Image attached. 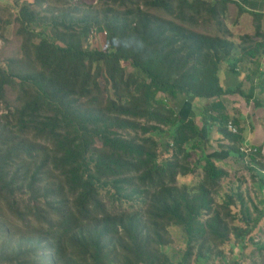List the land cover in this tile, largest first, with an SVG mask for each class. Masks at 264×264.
<instances>
[{"label":"trees","instance_id":"16d2710c","mask_svg":"<svg viewBox=\"0 0 264 264\" xmlns=\"http://www.w3.org/2000/svg\"><path fill=\"white\" fill-rule=\"evenodd\" d=\"M56 1H20L17 33L23 38L22 56L10 59L15 68L0 66V104H5L0 113V264H48L47 259L50 264H171L161 250L170 243V225L184 229L187 259L193 243L205 240L207 233L225 243L231 227L213 192L229 172L205 158V178L195 191L178 184L179 176L195 171L190 161L196 146L190 143L201 129L193 117L181 119L167 103L182 94L211 99L238 93L253 98L241 86L225 87L219 76L222 62L237 48L224 22L231 0H113L125 10L82 17L60 10L51 17L52 36L37 32L36 27L46 23L43 6ZM261 17L254 13L255 34L243 35L242 41L264 38ZM200 21H213L222 34L196 30ZM94 26L106 32L104 51L83 48L91 29H98ZM113 37L119 38V47L113 46ZM136 38L143 40L142 50L136 49ZM250 47L241 48L254 55L264 41ZM123 62L139 76L126 77ZM101 77L117 99L102 88ZM132 84H138L134 91ZM8 87L16 93L13 107L7 101ZM255 104L261 105L259 100ZM206 113L219 119L223 136L234 143L231 150L250 172H255L251 166L264 170L263 156L254 146L257 153L245 164L238 145L240 125L222 103L208 106ZM142 119L154 123L142 124ZM230 120L239 133L228 130ZM163 127L170 129L169 161L159 156L152 138ZM121 129L140 130L145 137L127 138ZM97 141L101 148L95 146ZM49 148L37 169L23 174L21 166ZM27 186L36 196L27 200L23 192L19 199L17 191ZM108 186L119 192L142 191L148 198L146 209L112 214L99 195V189ZM260 186L264 188V179ZM242 207L250 226V208L243 201ZM233 230L241 238L243 231ZM9 243L13 247H7Z\"/></svg>","mask_w":264,"mask_h":264},{"label":"rangeland","instance_id":"374dc122","mask_svg":"<svg viewBox=\"0 0 264 264\" xmlns=\"http://www.w3.org/2000/svg\"><path fill=\"white\" fill-rule=\"evenodd\" d=\"M33 2L34 0H32V3ZM21 4L22 3L19 0H0V66L9 67V65H11L15 68V65L10 59L22 56L23 38L17 33L19 28L17 16L19 14ZM48 7L51 11H47ZM60 10H71L76 14V16L82 17L83 15L97 16V13L109 12V10H111V13L109 14L113 15L114 13L122 12L125 9H119L113 0H58L56 2H52L49 6L47 4L43 6L41 16H43V20L46 23H41L40 26L33 25L34 27L37 26V32L46 31L50 36H52L50 32V30H52L51 17L53 14H58ZM52 11L54 12L52 13ZM151 13L158 14L164 18H168L169 16L164 11H151ZM229 15V18L225 19V21L226 26L231 27V24L229 25V23L234 20V12L232 11ZM94 27H97L98 29H91L89 37L83 40V48L88 50L104 51L107 49L106 32L105 30H100L101 28L98 26ZM194 28L198 31L209 33L211 35L222 34L221 30L213 21H200L194 25ZM230 32L231 34L228 35V37L234 39V42L237 44V48L234 51H238V47L255 46L256 41L255 38H253L254 36L248 40L242 41L243 36H240L238 39V31L236 33L233 30H230ZM59 43L62 44V42ZM122 65L125 69L126 77H129L130 75L139 76V73L130 65V63L123 62ZM219 76L220 79L223 80L228 78L226 74L223 73L221 67ZM241 76L242 75L239 77ZM230 77L232 78V81L234 79V75H230ZM100 81L102 88L107 90L109 95L117 99V96L114 94L111 87L107 86L105 78L101 77ZM139 82H141V80H139ZM224 84L226 85L227 83L224 82ZM137 87L138 84H132L131 90L134 91ZM7 90V101L11 104L10 106L13 107L16 105V93L11 87H8ZM160 97L164 96L160 95ZM167 105L173 108L172 101L168 100ZM253 105L254 104L251 106ZM4 107V103L0 104V113L5 109ZM259 121H262V123L264 121L263 112L260 114ZM139 122L142 124L154 123L148 122L144 119ZM162 129L163 132L153 134L152 138L157 145L156 151L160 154L159 156L163 158L162 160L169 161L173 155V150L169 147L171 139L169 133L170 129L167 127H163ZM119 133L127 138L143 139L145 137L140 130L135 131L132 129H121L119 130ZM95 146L101 148V143L97 141ZM48 152L50 153V148L47 152L42 151L41 157L38 154L40 152H36L35 160L29 158L25 165L21 166L23 167V174L26 172H34L38 167L37 162L41 164L45 159L44 156ZM193 157L190 163L192 166H195V171L178 177V184L181 186H189V189L192 190V192L197 189L205 178L201 167L204 162L201 161L199 157L196 160H194ZM93 159L94 153H91L88 157V171L92 168ZM243 166V169H235L236 171L229 172L227 176L221 180L220 185L213 192L216 206L218 208L224 207L221 208V211L224 213L223 216H225L226 221L231 227L229 239L225 243H221L211 239L210 234L207 233L208 235H206L205 240L193 243L192 256L190 259H187L189 241L184 233V229L177 225H170L168 227L170 243L162 246L161 250L167 254L171 264H209L211 262H218L219 264H264V193L259 188L260 179H264V173H262L263 170L257 169L253 166H251V168L255 170V172H250L245 165ZM44 185L45 184H41V187ZM129 189L130 188H124V190L119 192L115 186H108L106 188H100L99 195L112 214L145 210V203H147L148 200L147 196L142 191L138 192L137 190ZM23 192L27 193L25 196L27 200L36 196L32 193L30 187L27 186L17 191L19 199H23L22 196L25 195ZM41 199L42 205L44 203V199ZM242 201L246 208H250L252 213L251 218L253 219V224L250 226L245 224L246 218L244 208L242 207ZM226 209L228 211H226ZM202 220L205 221V217L202 218ZM16 225L17 229H19L20 225L17 223ZM233 229L243 231L241 238L236 236L237 230L234 232ZM20 237L21 236H17L18 239ZM16 241L17 240H14V244ZM10 245L13 247L11 243H9L7 247ZM16 249L17 247L14 246L15 251ZM40 252L42 251L40 250ZM49 256L50 255L48 254L47 257L49 258ZM47 262L50 264L49 259H47ZM1 264L10 263L3 261Z\"/></svg>","mask_w":264,"mask_h":264},{"label":"crops","instance_id":"0c3cea01","mask_svg":"<svg viewBox=\"0 0 264 264\" xmlns=\"http://www.w3.org/2000/svg\"><path fill=\"white\" fill-rule=\"evenodd\" d=\"M232 11L234 20L229 23L231 27L227 26V28L236 33L238 31V39L243 35L255 34L254 13L262 14L260 30L264 35V0H231L228 3L225 19L229 18ZM255 41L256 43L261 42L264 41V38L262 36L255 37ZM238 48L239 50L234 51L233 55L222 62L220 66L228 77L225 80L221 79V83L225 87L231 88L241 86L245 93H252V99L248 100L238 93L211 99L188 97L182 94L177 99H169L172 101V109L181 119L193 117L201 129L196 141L190 143V145L195 143L196 146L193 159L196 160L199 157L203 161L205 158H211L227 172L243 169L244 166L239 154L231 150L233 141L223 136L220 131L219 119H211L208 115L210 112L206 113L207 107L213 106V103H222L229 118L238 120L242 139L241 144L238 145L259 148L264 159V121L263 123L259 121L261 112L264 113V48L255 50L256 54L254 55L243 51L241 47ZM230 75H234L232 81ZM240 75L242 76L239 77ZM224 82L227 84L225 85ZM257 100L261 103L259 107L255 104ZM252 104L254 105L251 106ZM259 188L264 193V188H261L260 185Z\"/></svg>","mask_w":264,"mask_h":264},{"label":"built area","instance_id":"2783aa9c","mask_svg":"<svg viewBox=\"0 0 264 264\" xmlns=\"http://www.w3.org/2000/svg\"><path fill=\"white\" fill-rule=\"evenodd\" d=\"M19 1L24 2V1H28V0H19ZM227 128L232 133H239V127L231 120L228 122ZM240 151L245 156V158H244L245 164H249L250 163L249 157L252 154H256L257 153V149L256 148H253V147L248 146V145L241 146L240 147ZM262 173H264V170L262 171ZM209 264H219V263L218 262H211Z\"/></svg>","mask_w":264,"mask_h":264},{"label":"clouds","instance_id":"9594fccd","mask_svg":"<svg viewBox=\"0 0 264 264\" xmlns=\"http://www.w3.org/2000/svg\"><path fill=\"white\" fill-rule=\"evenodd\" d=\"M135 43H136V49H137L138 51H139V50H142V49L145 47L143 40H141V39H139V38H136ZM112 44H113V46H115V47H119L120 44H121V42H120V40H119L118 37H113V38H112Z\"/></svg>","mask_w":264,"mask_h":264}]
</instances>
